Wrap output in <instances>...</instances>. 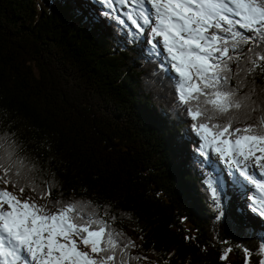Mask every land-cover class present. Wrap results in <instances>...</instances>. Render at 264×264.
Returning a JSON list of instances; mask_svg holds the SVG:
<instances>
[{
  "label": "trees",
  "instance_id": "trees-1",
  "mask_svg": "<svg viewBox=\"0 0 264 264\" xmlns=\"http://www.w3.org/2000/svg\"><path fill=\"white\" fill-rule=\"evenodd\" d=\"M88 5L0 0V165L19 181L6 186L22 196L23 185L49 208L82 205L81 215L105 221L128 264H248L249 255L259 264L262 219L223 176L219 207L205 184L186 113L197 101L184 105L177 76L148 44ZM259 55L241 44L227 61L228 87L255 108L233 128L264 116Z\"/></svg>",
  "mask_w": 264,
  "mask_h": 264
},
{
  "label": "snow or ice",
  "instance_id": "snow-or-ice-1",
  "mask_svg": "<svg viewBox=\"0 0 264 264\" xmlns=\"http://www.w3.org/2000/svg\"><path fill=\"white\" fill-rule=\"evenodd\" d=\"M103 2L107 15L119 19L121 25L130 21L134 37L146 36L152 55L162 56L161 64L167 61L178 76L179 100L186 106L192 100L197 101L194 107L186 108V113L196 121L192 127L202 141L199 151L204 156L209 150L214 151L230 169L264 191V182H258L248 170L249 164L264 169V116L258 123L233 128L234 122L250 120V111L255 108L245 104L251 97L241 99L235 89L228 87L227 75L231 72L227 61L233 59L229 52L241 44L255 43L260 51L258 59L264 61V0ZM117 2L133 10L123 7L124 18H120L121 9L114 7ZM253 65L260 67L255 61ZM245 108L249 110L241 111ZM0 167L4 168L0 183L17 187L19 181L8 176L10 166ZM15 175L18 177L20 173ZM205 184L219 207L226 182L209 173ZM19 192L24 193L23 185H19ZM249 201L258 205L256 210L264 217V206L252 197ZM81 207L74 202H56L49 208L31 197L22 199L14 191L0 188V264H128L122 258L123 252L118 260L119 245L113 234L106 231L105 221L86 218L80 213ZM77 240L88 250H82ZM256 252L262 257L259 264H264V242Z\"/></svg>",
  "mask_w": 264,
  "mask_h": 264
},
{
  "label": "rangeland",
  "instance_id": "rangeland-1",
  "mask_svg": "<svg viewBox=\"0 0 264 264\" xmlns=\"http://www.w3.org/2000/svg\"><path fill=\"white\" fill-rule=\"evenodd\" d=\"M100 5L102 6V5H104V7L105 8H107V5L106 4H104V2H103V0H100ZM116 5H119V3L117 2V4H115L114 5V7L116 6ZM120 6V9H121V12H120V14H122L123 13V17H124V12H123V7H127L128 8V11H132L133 9H132V7L131 6H127V5H125V6H121V5H119ZM145 27H147V25H145ZM238 27L239 26H237V29H238ZM240 31H245V30H243V29H239ZM246 35H252L253 33H249V32H246L245 33ZM139 38V37H138ZM137 38V39H138ZM145 38V36H143V39ZM162 39V38H161ZM151 52H152V49H151ZM233 54V53H232ZM162 57V56H161ZM163 58V57H162ZM257 155H261V153H259L258 152V154ZM207 161V164H208V168H209V170H210V172H211V174L213 175V176H217V175H221V176H224V177H227V176H230L229 175V173H234L235 175V178H236V181H238L239 183H240V187L239 188H243V189H245L246 191H247V193L248 192H251V193H255V194H257L256 193V191H257V189L256 188H254V191H250L249 189H251L250 187H249V185L247 186V181L243 178V177H240L239 176V173L238 172H236L234 169H230L229 167H228V165L227 164H225L224 162H223V160L221 159V158H219V156H211L210 158H209V160H206ZM224 166V168H222L221 166ZM255 167V165L254 164H249V168H248V170H249V172H250V174L252 175L253 173H254V168ZM258 168V167H257ZM225 169V170H224ZM259 169V168H258ZM259 170H263L262 168H260ZM233 176V175H232ZM231 177V176H230ZM232 184H233V182H232ZM248 187H249V189H248ZM227 191V190H226ZM260 191V190H259ZM239 194V193H238ZM245 194V193H244ZM242 196V195H241ZM243 197V196H242ZM234 198V200H236V201H240L241 200V198H240V196H234L233 197ZM248 218H249V214H248V216H247ZM255 223V222H254ZM264 225V224H263ZM263 225H260V228H264V226ZM79 245H80V247H81V249L82 250H88V249H85L84 248V245L80 242V243H78ZM130 251L132 252V253H134L133 251H132V249H130ZM119 256V255H118Z\"/></svg>",
  "mask_w": 264,
  "mask_h": 264
},
{
  "label": "bare ground",
  "instance_id": "bare-ground-1",
  "mask_svg": "<svg viewBox=\"0 0 264 264\" xmlns=\"http://www.w3.org/2000/svg\"><path fill=\"white\" fill-rule=\"evenodd\" d=\"M264 194V193H263Z\"/></svg>",
  "mask_w": 264,
  "mask_h": 264
}]
</instances>
